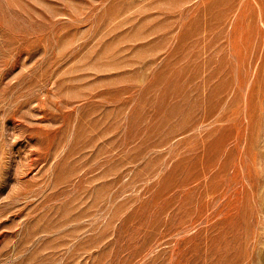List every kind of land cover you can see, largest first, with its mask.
<instances>
[{
    "label": "rangeland",
    "instance_id": "obj_1",
    "mask_svg": "<svg viewBox=\"0 0 264 264\" xmlns=\"http://www.w3.org/2000/svg\"><path fill=\"white\" fill-rule=\"evenodd\" d=\"M0 264H264V0H0Z\"/></svg>",
    "mask_w": 264,
    "mask_h": 264
}]
</instances>
